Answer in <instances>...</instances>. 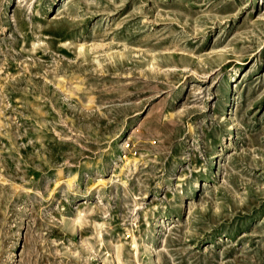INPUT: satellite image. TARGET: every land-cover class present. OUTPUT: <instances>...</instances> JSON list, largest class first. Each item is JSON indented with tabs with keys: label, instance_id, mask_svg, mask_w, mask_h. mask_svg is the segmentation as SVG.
Returning a JSON list of instances; mask_svg holds the SVG:
<instances>
[{
	"label": "rangeland",
	"instance_id": "374dc122",
	"mask_svg": "<svg viewBox=\"0 0 264 264\" xmlns=\"http://www.w3.org/2000/svg\"><path fill=\"white\" fill-rule=\"evenodd\" d=\"M262 42L255 0H0V264H264Z\"/></svg>",
	"mask_w": 264,
	"mask_h": 264
},
{
	"label": "bare ground",
	"instance_id": "6f19581e",
	"mask_svg": "<svg viewBox=\"0 0 264 264\" xmlns=\"http://www.w3.org/2000/svg\"><path fill=\"white\" fill-rule=\"evenodd\" d=\"M257 2V4H263L264 1L263 0H255ZM260 47L263 48L264 47V43H260ZM235 106H236V101H235V98H232L229 105H228V108L230 107V109L227 111L226 113V116H229V119L231 118V116L233 115V112H234V109H235ZM227 108V109H228ZM205 184V182H204ZM195 186L197 187L198 186V182L196 181L195 182ZM160 227V226H158Z\"/></svg>",
	"mask_w": 264,
	"mask_h": 264
}]
</instances>
